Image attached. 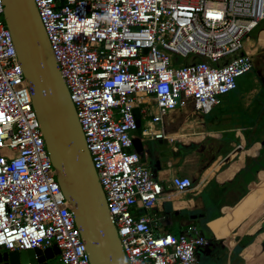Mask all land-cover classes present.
<instances>
[{"label":"built area","instance_id":"obj_1","mask_svg":"<svg viewBox=\"0 0 264 264\" xmlns=\"http://www.w3.org/2000/svg\"><path fill=\"white\" fill-rule=\"evenodd\" d=\"M34 2L128 264H199L198 249L210 243L203 234L155 232L148 212L165 188L135 150L137 111L151 114L142 133L169 139L172 112L204 115L221 104L255 68L250 35L264 0ZM171 185L178 194L194 188L187 175ZM54 246L62 264H92L0 0V250Z\"/></svg>","mask_w":264,"mask_h":264},{"label":"crops","instance_id":"obj_2","mask_svg":"<svg viewBox=\"0 0 264 264\" xmlns=\"http://www.w3.org/2000/svg\"><path fill=\"white\" fill-rule=\"evenodd\" d=\"M223 102L204 115L172 112L165 125L172 140L142 133L151 114L137 111L135 141L145 149L139 152L141 162L165 188L148 213L157 233L208 238L210 243L198 249L199 264H255L252 253L264 244V104L235 123L236 111ZM261 141L262 148L252 152ZM176 175L190 176L194 188L173 192Z\"/></svg>","mask_w":264,"mask_h":264},{"label":"water","instance_id":"obj_3","mask_svg":"<svg viewBox=\"0 0 264 264\" xmlns=\"http://www.w3.org/2000/svg\"><path fill=\"white\" fill-rule=\"evenodd\" d=\"M57 179L69 200L92 264H128L106 195L34 0H2ZM134 145L138 152L144 148ZM229 157L226 158L228 160ZM57 246L0 252L1 264H48Z\"/></svg>","mask_w":264,"mask_h":264},{"label":"rangeland","instance_id":"obj_4","mask_svg":"<svg viewBox=\"0 0 264 264\" xmlns=\"http://www.w3.org/2000/svg\"><path fill=\"white\" fill-rule=\"evenodd\" d=\"M259 30L260 32L258 35ZM250 37L252 38L251 42L255 43L254 45L255 68L250 72L240 76L237 79V83H238L237 88L223 97L224 102L222 105L233 108L236 111L235 116L236 118L238 116V119H235V123L237 121L240 122L241 120L240 116L243 113L245 114H252V112L255 113L257 109H259V107L261 106V103L264 104V82H263L264 81V44H261V42L264 40V20L255 29V31L251 33ZM173 58H179V60H185L184 57L177 55H175ZM230 58L231 57L225 60H229ZM261 189L264 191L263 186L261 187ZM47 263L62 264L59 255H56L54 258L49 259Z\"/></svg>","mask_w":264,"mask_h":264},{"label":"bare ground","instance_id":"obj_5","mask_svg":"<svg viewBox=\"0 0 264 264\" xmlns=\"http://www.w3.org/2000/svg\"><path fill=\"white\" fill-rule=\"evenodd\" d=\"M189 112H190V108H187L186 113H189ZM178 121H182V119H178L177 122ZM251 257L255 264H264V244L258 245L253 251Z\"/></svg>","mask_w":264,"mask_h":264},{"label":"trees","instance_id":"obj_6","mask_svg":"<svg viewBox=\"0 0 264 264\" xmlns=\"http://www.w3.org/2000/svg\"><path fill=\"white\" fill-rule=\"evenodd\" d=\"M261 44H264V40L261 42ZM261 110H263V107H262ZM183 138H185V137H183ZM262 145H263V141L259 142L256 146H254V147L251 149V151H252V152H253V151H256L257 147H258V148H262ZM249 146H250V145H249ZM249 154H250V153H249ZM248 157H249V155H248ZM248 162H249V160H248L244 165L248 164ZM263 187H264V185H263Z\"/></svg>","mask_w":264,"mask_h":264},{"label":"flooded vegetation","instance_id":"obj_7","mask_svg":"<svg viewBox=\"0 0 264 264\" xmlns=\"http://www.w3.org/2000/svg\"><path fill=\"white\" fill-rule=\"evenodd\" d=\"M3 251H5V250H3V249H2V250H0V252H3Z\"/></svg>","mask_w":264,"mask_h":264}]
</instances>
